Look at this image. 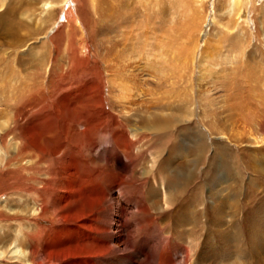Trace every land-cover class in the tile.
<instances>
[{"label":"bare ground","instance_id":"bare-ground-1","mask_svg":"<svg viewBox=\"0 0 264 264\" xmlns=\"http://www.w3.org/2000/svg\"><path fill=\"white\" fill-rule=\"evenodd\" d=\"M230 1L228 13L239 11L240 18L249 21L247 8L260 0ZM76 2L64 0L70 27L64 50L57 39L60 27L29 62V75L24 79L10 68L9 82L0 89V105H4L0 108V264H264V223L255 219V208L249 212L253 218L245 217L254 254L248 251L250 257L241 260L237 255L241 237L231 227L239 229L242 208L239 203L230 205L228 227L226 211L210 196L218 197L219 192L208 187V142L198 134L195 144L190 143L192 128L201 126L211 136H226L220 129V114L214 111L219 89L215 84L226 74V69L216 68L220 64L234 66L238 57L240 65L233 72L245 63V79L255 83L249 86L264 92V70L243 58L244 33L232 36L235 47L230 52L204 50L199 61L198 40L192 47H181L179 57L175 42L165 46L157 37L160 27L152 13H147L151 28L141 22L142 10L152 7L145 0H88L90 25L77 16ZM50 4L54 3L44 0L42 10L54 15V10L46 9ZM4 6L5 0H0V10ZM4 11L10 30L6 17L14 9L9 6ZM221 24L229 37L228 23ZM220 36L215 45L228 39ZM211 40L204 42L206 49ZM90 56L98 67L95 81L108 90L109 116H115L114 122L104 125L111 138L102 142L107 145L102 149L97 136H92L98 131L96 124L81 123L82 108L69 104L82 86H89L88 80L83 83L74 75L89 65ZM68 75L74 84L63 80ZM31 98L42 106L28 116L31 107L39 105L29 106ZM263 116L252 112L241 120L255 119L264 125ZM28 118L35 124H29ZM63 118L73 124L65 123L61 134L60 126L53 127ZM262 135L257 136L259 144H264ZM50 137L60 144L54 145ZM195 147L203 154L193 158L188 152ZM255 164L263 171L259 159ZM93 166L105 173L96 172L92 180L85 172ZM129 184H139L140 195L126 191ZM5 195L17 198L1 200ZM210 231L219 240L215 250L210 248Z\"/></svg>","mask_w":264,"mask_h":264},{"label":"rangeland","instance_id":"rangeland-1","mask_svg":"<svg viewBox=\"0 0 264 264\" xmlns=\"http://www.w3.org/2000/svg\"><path fill=\"white\" fill-rule=\"evenodd\" d=\"M49 1L53 2L54 4H50L49 6L46 5V9L51 8L52 11L54 10L55 16L50 15L46 11L44 12V10H42L41 6L44 0H5V6L0 10L1 90L2 88L4 89L6 87L5 83L9 82L10 68L14 69L17 73H21L22 78H26V76L29 75V71L31 72L29 65H31L30 63L32 60H34V58L36 59L37 56L41 54L40 51L42 50V43L45 42L44 40L46 39L49 40L50 35L56 34L60 27L63 30L62 34L57 39H59L58 41L60 43L61 49L64 50V45L67 42L68 34L70 32V27H68L65 17L67 8L64 6V0ZM77 1L78 2L75 4L79 13L77 16L79 18L83 17L82 19H84L85 23L90 25L91 19L89 18L90 10L88 7V0ZM145 1L146 3H150L152 7H148V11L147 9L146 11L143 9V13H152L151 15H153L154 21L157 23L156 25H158V27L161 29H158L157 31V37H160L163 40V45L165 46L175 42V51L177 50L179 57L182 55L181 47H184V49L185 46L192 47L194 43L197 42V40L201 44L198 53L199 61L201 60V54L204 50L211 49L213 53V50L215 51V49H218L219 53H225V51L228 53L235 47L231 42L232 36L234 37L235 35H242V33H244L245 36H242L244 39L241 40L244 44L243 48L246 49V52L243 55L244 60L247 59L246 61H256L260 67V72L261 70H264V0H260L258 3H254L253 5L251 4L249 8H247L250 17L249 21L240 18V15H238L239 11H236V13H228L227 9L232 3L230 0ZM133 4L134 6L141 7L140 4ZM9 6L14 9V13L9 14L6 17L7 23L12 26L10 30H6V23L3 14L5 12L4 10ZM223 7H225L224 11L221 10ZM149 10H151V12H149ZM222 12L223 14L221 15ZM145 13L141 15V22L144 23L147 28L149 25V28H151L152 23L150 22L149 24L148 14L146 15ZM52 19H55V22ZM216 20H218V22H216ZM222 22L228 23L229 25L228 33H231L229 37L224 35V29L221 24ZM114 30L117 32V28ZM79 34L76 33L75 37L79 38ZM220 35H223L228 39L221 42V44L217 43V45H215L217 39L221 37ZM95 37L96 36H94V38ZM208 39H212L211 47L206 49L204 42ZM94 60V58H91L89 65L82 67L80 69L79 75H74V78H81L83 83H87L89 81V86H82V88L77 91L75 96L70 99L69 104L70 106L82 108L79 114L81 123L83 122L84 124L85 120H90V122L96 124L98 131L101 134L98 136V131L96 132L95 130L92 136H97L98 140L96 142L100 145V149H102L103 147L107 146L106 143H103L102 145V142H107L108 139L111 138L108 127L104 125L106 122H114L115 116H109V106H107L105 102L106 95H108V90L105 87L99 88L100 85L97 81H95V73H97L96 70H98V67ZM199 61H197L198 65ZM234 61V66L240 65L238 63L240 61L238 57L235 58ZM243 64L244 65L242 66V69H235L236 71L234 70V72V66L232 65H228L227 68H224L225 65L222 64L224 66L222 67L220 64L219 67H216L226 69V74L224 73L225 75L221 76L222 78L220 77L221 79L219 80V83L216 82L215 84V86H218L219 89L216 93L218 107L216 106V110H214L215 113L218 112V114H220L221 121L219 122L222 123L220 124V129H222L226 136H221V138L220 134L211 136L208 130L201 126V120H198L197 122L201 128H192L191 134H193V137L190 142L191 144H195V139L198 138V134L202 135L208 142L209 146H207L205 149V154H207V156L210 158L209 164H207L209 177L211 176L208 187L212 189L215 188L216 191L219 192L218 197L213 198V193L210 196H212L211 200L217 202V205L220 209L226 211V225L228 227H230L232 224L230 221H228L231 220L232 214L230 205L239 203V207L242 208V213L238 214V222L241 223L239 229L235 230L233 227H231L233 233L241 237L240 250L242 253L238 252L237 254L241 260H245L250 257L248 256V251L249 253L254 254V246L249 240L245 227L246 223L249 221H247V219L245 221V217L248 216L253 218L254 216H251L249 212H253L255 208V213L258 214L255 219H257L259 223H264V144H259L257 142V136L261 135V133L263 134L262 136L264 138V125H258L256 120L253 118V121L250 123H245L241 120L243 117H245V115L248 116L252 112L264 115V99L262 102H260V97H258V95L262 94L261 96L264 98V92L257 90L254 91L252 86H249L253 82L249 79H245L246 73L244 72L245 68H243L245 67V63ZM231 71L233 72V75H228L231 74ZM4 72H6V74ZM2 75L6 76L3 77ZM263 75L264 73H262V76ZM198 77L199 69L197 68L195 76L196 81ZM74 78L68 75L63 80H66L69 84H74ZM68 79H73L74 81L70 82ZM94 83L96 84L95 87H93ZM91 84H93V86H90ZM253 85H255V83H253ZM261 89L264 90V86L261 87ZM73 92L74 91L71 93ZM177 93L179 94V92ZM246 99L247 101L252 102L249 105L250 107L247 106ZM243 101H246V103ZM182 102L183 101L175 102V105H178V103L182 104ZM36 104H39L36 98H31L28 101L29 106ZM239 105H241V108ZM40 106H42V104L31 107V111L28 113V116L32 114L33 110H37ZM1 107H4V105L1 104L0 108ZM27 120L29 124H35L34 119L30 120V118H28ZM65 123L71 125L73 124V120L63 118L61 122L58 121V123H55L54 127H52L58 130V126H60L58 131L59 133L63 134V130H61V128L66 129L65 126L63 128ZM224 127L229 129L227 130ZM81 129L84 130V125L81 126ZM50 141H52V143H54L56 146L60 144L57 143L58 141L53 137H50ZM188 153L193 155V158L197 154H203L198 150L197 147L192 148ZM255 157L257 159H255ZM258 159L260 160L262 164L260 165L263 168V171L261 170V172L258 169L260 168L259 164H255V161ZM252 160L254 161L253 165ZM98 171H102V174L105 173L104 170H97V167L93 166L85 172V176L88 179L93 180L96 172ZM214 177L215 179L217 178V181L215 182L212 180ZM97 180L99 181L100 178H97ZM94 181L96 182V180ZM95 189L96 188L93 186L91 188V192L94 193ZM125 189L126 191H131L135 195H140L141 193L139 184H134L133 187L131 184H129ZM212 189L211 191H213ZM11 197L13 199L17 198L16 195H11L10 197L5 195L1 198V200H9ZM23 197H21V199ZM211 234L212 232L210 231V248L215 250L219 240L217 239V236L213 237Z\"/></svg>","mask_w":264,"mask_h":264}]
</instances>
